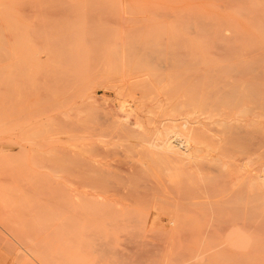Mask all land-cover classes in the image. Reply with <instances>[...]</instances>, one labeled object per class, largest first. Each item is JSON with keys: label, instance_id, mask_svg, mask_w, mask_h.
<instances>
[{"label": "rangeland", "instance_id": "obj_1", "mask_svg": "<svg viewBox=\"0 0 264 264\" xmlns=\"http://www.w3.org/2000/svg\"><path fill=\"white\" fill-rule=\"evenodd\" d=\"M63 1L0 0V264H245L238 259L242 254L245 260L253 256L247 264H264L262 245L240 246L245 238L264 243V213L247 211L264 208V193L247 183L264 161V94L242 89L260 106L261 118L253 107L255 117L248 111L246 118L226 120L239 119V127L257 117L251 123L259 128L247 126L258 137L247 134V122L240 127L244 132L229 124L227 131L235 132L228 136L223 123L220 129L213 122L214 129L209 120L213 132L207 123L192 122L199 127L196 136L188 132L190 123L181 125L195 94L191 77L209 64L208 41L202 42V56L195 46L201 41L187 40H205L214 30L215 11L245 14L248 1L256 6V0H80L87 26L101 21L106 27L83 41L61 36L65 15H73ZM82 3H89L87 9ZM260 6L249 9L261 13ZM238 15L242 24L251 20L250 13ZM175 23L186 40L172 37L168 24ZM136 26L159 36L137 41L107 33ZM225 37L218 41L252 39ZM226 90L217 92L225 95H217L222 102L241 100L242 92L235 95L240 90H228L231 98ZM220 100L212 118L225 121ZM207 110L197 111L203 122ZM183 139L186 146L179 147ZM74 189L81 193L77 198ZM76 202L83 210L80 219L70 211L75 225L69 226L67 209ZM258 256L262 263L254 261Z\"/></svg>", "mask_w": 264, "mask_h": 264}, {"label": "bare ground", "instance_id": "obj_2", "mask_svg": "<svg viewBox=\"0 0 264 264\" xmlns=\"http://www.w3.org/2000/svg\"><path fill=\"white\" fill-rule=\"evenodd\" d=\"M65 1V6H66V8H67V10L70 12V14L72 13L73 15H69V13H68V11L66 12V14L68 13V15L66 16L65 15V17H64V19H63V35H61V36H63L64 38H63V40L64 41H83V39L84 38H86L85 36H93L94 34H96V32H97V34H99L98 33V29H105L106 27L103 25V23L101 22V21H98V22H94V24H91L92 26L90 27V26H87V24H89V23H85V21H84V18H82V17H80V6H82V5H80V3L82 2V1H80V0H64ZM63 1V2H64ZM240 1V0H239ZM246 1V0H245ZM254 1V0H253ZM253 1H252V3H253ZM264 0H261V1H259L258 2V0H256V1H254L255 2V4H256V6H254V5H252L249 1H248V5H249V8L250 7H253V8H258V6L259 7H261L260 6V4L262 5H264V3H262ZM227 1H225V3H226ZM259 3V4H258ZM83 4V3H82ZM231 4V3H230ZM244 4V3H243ZM254 4V3H253ZM83 6H84V8L85 9H87V7L89 6V3H84L83 4ZM216 7H218V6H216ZM224 8H226V6H223ZM231 7H233V6H231ZM230 7V8H231ZM244 7V6H243ZM246 7V6H245ZM65 8V9H66ZM212 8V7H211ZM234 8V7H233ZM238 8V7H237ZM241 8V7H240ZM247 9L246 11H244V13L245 14H243V13H241V12H239V10L237 11V9L235 10V14H230V15H228V14H226L225 12H216L215 11V13H214V18H215V20H214V23L212 22V25H214L213 27H214V30L212 31L211 30V28H213V27H211V25L210 24H208L207 23V26L209 27H211L210 28V30H211V32H208V35L206 36V38H205V40L202 38H197V35L195 36L196 37V39H193V40H187V41H201V42H197L196 43V50H197V55H202V56H204V52H203V49H202V42L203 41H208V44H209V47H208V49H209V51L208 52H205L206 53V55H207V58H208V60H209V64H208V66L207 67H202L200 70H202V71H204L203 73H194L192 76L193 77H191L192 79L194 78V80H193V84L191 85V89L193 90V92L195 93V94H191L192 95V97L190 98L191 100L188 102V103H186V107H188V105H189V107L191 108L190 109V111H189V107H188V111H187V109H186V111H187V113H186V111L184 110L185 108H180L181 110L183 109L185 112H183L182 114H183V116H184V121L182 120V123H181V125H183V126H187V125H189V123H190V125H189V127H191L190 129H189V131L188 132H192V135L194 134L195 136L198 134L195 130L197 129V130H199V127H196V126H194V125H192L191 126V123L193 122V123H198V126H199V123L202 125V123H204L205 125L204 126H207V125H209V127H210V124H214L213 122H215V124H217L218 125V123H221V125H222V123H223V125L224 124H227L228 126L226 127V125H224L225 126V128H226V130H222L224 133L227 131V128L229 127L230 128V125L229 124H231L232 123V125L231 126H235V125H237V123H238V121H239V119L241 120L242 119V117L243 116H245L244 118H246V117H248V115H247V112L249 111H253L254 112V108H256L255 107V104L254 103H252V102H254V101H251V100H253V99H251L250 98V100H249V98H248V96H250L251 97V95H248V96H246V95H244L245 94V92L243 93L242 92V89H244V90H246L247 91V89H257V91L255 90V92H256V95L258 96H263V92L262 91H264V79H262L263 77L262 76H260V75H264V24H263V21H264V9L263 10H261V13H259L260 12V10H253V9ZM262 8V7H261ZM213 10V9H212ZM249 10V11H248ZM234 11V10H233ZM256 11H258V13L256 12ZM252 12H253V14H252ZM248 13H250L251 14V16H249V18L251 19L250 21H251V23H250V21H249V23L248 24H245V22L242 24L241 23V21H240V19L237 17V15L238 14H242L243 16L244 15H246V14H248ZM65 14V13H64ZM83 14V13H82ZM237 14V15H236ZM82 16V15H81ZM178 16V15H177ZM209 16H210V12L209 13H207V22L208 21H210L209 19ZM213 16V15H212ZM239 16V15H238ZM248 17V15L245 17V19ZM179 18V17H178ZM213 17L211 18V19H214ZM244 18V17H243ZM138 19V18H137ZM98 20H100L99 18H98ZM247 20V19H246ZM133 21H135V18H133ZM213 21V20H212ZM253 21V22H252ZM257 21V23H254V22H256ZM259 21V22H258ZM262 23H261V22ZM90 23H93V22H90ZM134 23V22H133ZM209 23H211V21L209 22ZM90 25V24H89ZM169 25V27H171V30L170 31H172L174 34H173V38L175 39V41L176 40H180V41H184V40H186V34L181 30V24H177V23H175V24H168ZM144 27V26H143ZM143 27H142V30L140 29H138V26H136V27H128L127 28V30L125 31V32H123V33H121V32H113V33H110V32H107V33H109V34H112V35H110V36H113V35H117L118 37H122V36H124V35H127V36H129L130 38H132V37H134V38H136L137 39V41H147V39H150V38H153V37H157V36H159L158 34H154V32L152 31V29L150 30V31H152V32H150L149 30L148 31H143L144 29H143ZM163 27V26H162ZM139 28H140V26H139ZM154 29V28H153ZM156 29V28H155ZM154 29V30H155ZM158 29V28H157ZM160 29V28H159ZM162 29V28H161ZM161 29H160V31H161ZM98 30V31H97ZM99 31V32H103V31ZM163 30V29H162ZM132 33H131V32ZM156 31V30H155ZM159 31V30H158ZM50 32V31H49ZM56 32V31H55ZM95 32V33H94ZM105 32V31H104ZM163 32H164V30H163ZM124 33H127V34H124ZM129 33L131 34V35H129ZM157 33V32H156ZM57 35V34H56ZM56 35H54V38H55V36ZM40 36V35H39ZM50 36V35H49ZM52 37H53V34L51 35ZM51 36L49 37V38H51ZM102 36H104V35H102ZM107 36V35H106ZM136 36V37H135ZM222 36L226 39V37L225 36H228V37H235V38H252L251 40H248V41H246V40H240V41H218V38L219 37H221V39H224V38H222ZM41 37V36H40ZM114 37V36H113ZM106 38H109V37H106ZM190 38V37H189ZM117 39V38H116ZM168 39H171V38H169V36H168ZM174 39H172V40H170V41H173ZM192 39V38H191ZM50 40H52V39H50ZM56 40V39H55ZM57 41V40H56ZM105 41V40H104ZM106 41H108V39H106ZM219 49V50H218ZM221 50V51H220ZM219 52V53H218ZM66 53V52H65ZM80 53H78V55H79ZM64 55V54H63ZM73 55V54H72ZM68 56V55H67ZM64 57V56H63ZM70 60V59H69ZM68 67V66H67ZM61 71V70H60ZM254 74H256V76L254 75ZM234 75H239V78H235L234 77ZM257 75H259V77L258 78H260V77H262V78H260L261 80H259L258 78L257 79H255L256 77H257ZM209 76V77H208ZM248 76V77H247ZM181 77V76H180ZM235 79H234V78ZM253 77H255V78H253ZM182 78V77H181ZM253 78V79H252ZM185 79V78H184ZM189 79V78H188ZM255 79V80H254ZM77 80V79H76ZM185 80H187V79H185ZM190 82H192V81H190ZM189 83V82H188ZM97 84V83H96ZM146 84V83H145ZM173 84V83H172ZM183 84H184V82H183ZM141 85V84H140ZM167 85H169V84H167ZM149 86V85H148ZM181 86V85H180ZM146 87V86H145ZM169 87V86H168ZM184 87V86H183ZM183 87H181L182 89H183ZM67 88V87H66ZM132 88V87H131ZM139 88V87H138ZM185 88H187V87H185ZM238 88V89H237ZM69 89V88H68ZM227 89V90H226ZM236 90V91H239V92H235L236 94V96H237V94L239 95L240 94V92H242L241 94H240V98H241V100H239V97H234V98H236L235 100H232V99H229V100H226L227 102H230L229 104H227V102H222V100H220L219 98L222 96V97H225V95H219L222 91L223 92H225V90H226V92L228 91V90H230V92H231V90L233 91V90ZM85 90V89H84ZM189 90V89H188ZM243 90V91H244ZM260 90V92H258ZM129 91V90H128ZM182 91V90H181ZM191 91V90H190ZM218 91H220V93L218 94L217 92ZM82 92V91H81ZM80 92V93H81ZM131 92V91H130ZM183 92V91H182ZM187 92V91H186ZM192 92V93H193ZM229 92V91H228ZM229 92V93H230ZM249 91H247V93H248ZM262 92V93H261ZM65 93V92H64ZM74 93V92H73ZM188 93V92H187ZM215 93H217L216 95H215ZM246 93V94H247ZM249 93H251V92H249ZM257 93H261V94H257ZM134 94V93H133ZM185 94V93H184ZM190 94V93H189ZM228 94V93H227ZM245 96L244 98L246 99V102L244 103V101H245V99L244 98H242V96L243 95ZM126 95V94H125ZM131 95V94H130ZM147 95V94H146ZM148 95H149V93H148ZM183 95V94H182ZM217 95H219V96H217ZM190 96V95H189ZM228 96H229V98H231L232 97V93H230V94H228ZM256 96V97H257ZM64 97H66V95L64 96ZM139 97V96H138ZM152 97V96H151ZM227 97V96H226ZM255 96H252V98H254ZM262 97H260V99H261ZM68 99V98H67ZM136 99V98H135ZM220 100V102H221V104H220V111L222 110V113H223V116L224 117H222V118H225V121H222V120H220L219 119V117H218V120L217 119H213L212 117H214V115L219 111L218 109V106L216 107V102L215 101H219ZM222 99V98H221ZM239 101H238V100ZM255 99V98H254ZM257 99H258V97H257ZM263 99H264V96H263ZM126 100V99H125ZM224 101H225V98L223 99ZM237 100V101H236ZM247 100H248V102L249 101H251L250 102V104L252 105V108L251 109H249V108H246V105H248L249 107H251V105H249V103L247 102ZM256 100V99H255ZM171 101V100H170ZM186 101V100H185ZM232 101H234V103H232ZM237 102V104H238V102H243L244 104H246V105H243V103H240V104H242V106L240 107V105L238 106L237 104L235 105V103ZM259 99H258V105H259ZM142 104H143V102H142ZM219 104H217V105H219ZM264 104L263 103V100H262V102L260 103V106H262V105ZM139 105V104H138ZM141 105V104H140ZM178 105V104H177ZM184 106H185V104H183ZM254 105V106H253ZM184 106H182V107H184ZM247 106V107H248ZM260 106H257V108L255 109V112H256V114H257V117L260 115V111H261V115H262V110H261V108H259ZM181 107V106H180ZM254 107V108H253ZM164 108V107H163ZM201 108H206V109H208L206 112L209 114H207L206 113V115L205 116H207V118L208 119H206V118H204L205 120H207V122H203V117L202 118H200L199 116V113L197 112V111H199ZM259 108V109H258ZM262 108H264L263 106H262ZM77 109V108H76ZM172 109V108H171ZM249 109V110H248ZM258 109V110H257ZM165 110V109H164ZM247 110V111H246ZM257 110V111H256ZM260 110V111H259ZM176 111V110H175ZM202 111V110H201ZM259 111V112H258ZM179 113H180V111H178ZM197 112V114H195ZM204 111H202V113H203ZM248 112V114L249 115H251L252 114V116H256L255 115V112H254V115H253V112H251V114ZM186 113V114H185ZM205 113V112H204ZM245 113V114H244ZM74 114V113H73ZM80 114V113H79ZM182 114H179V115H181L182 116ZM185 114V115H184ZM218 114L219 113H217L215 116H216V118H217V116H218ZM235 114L236 115H241V117H238L237 116V118H239L238 119V121L236 122V124H235V122L233 123V122H226V120L228 121V117H230V118H233V117H235ZM242 114H243V116H242ZM259 114V115H258ZM264 114V113H263ZM193 115V116H192ZM260 115V116H261ZM64 116H66V115H64ZM175 116H176V114H175ZM180 116V117H181ZM192 116V117H191ZM220 116H222V115H220ZM252 116H249V117H252ZM259 116V118H261ZM70 117H71V115H70ZM74 117H75V115H74ZM178 117V116H177ZM180 117H178V118H180ZM191 117V118H190ZM257 117L256 118H253V119H251L252 121L254 120V119H257ZM72 118H73V116H72ZM215 118V117H214ZM221 118V119H222ZM229 118V119H230ZM258 118V119H259ZM264 117H262V119H263ZM71 119V118H70ZM78 119V118H77ZM80 119V118H79ZM248 119V118H247ZM247 119H244L243 120V122L244 123H246L247 122V124L245 125L242 121H240V123L245 127V129H247L248 130V132H247V134H249V132H251L252 134L254 133L255 134V130H254V132H252V131H249L250 130V127H249V129H248V124L250 123V125L249 126H255L254 128H256L257 126L256 125H258L259 123L257 122V123H255V124H253V123H251L252 121L250 120V118L248 119L249 121H247ZM261 119V120H262ZM73 120H75V119H73ZM212 122V123H210V121ZM264 120V119H263ZM77 121V120H76ZM70 122V121H69ZM74 122V121H73ZM72 122V124H74ZM177 122V121H176ZM180 122H181V120H180ZM210 124H209V123ZM249 122V123H248ZM64 123V122H63ZM66 123V122H65ZM71 123V122H70ZM206 123H207V125H206ZM260 123H263V122H260ZM164 124V123H163ZM214 124V125H215ZM233 124H235V125H233ZM213 125V128L215 127ZM216 125V126H217ZM221 125L219 124L218 126H220V129H222L223 127H221ZM242 125H239V127H238V125H237V127H238V129L240 130V127L242 126ZM264 125V124H263ZM56 126V125H55ZM69 126V125H68ZM75 126V125H74ZM179 126V125H178ZM218 126H217V129L215 130V131H219L218 130ZM242 126V127H243ZM260 126V125H259ZM259 126L257 127V128H259ZM70 127H71V125H70ZM188 127V126H187ZM236 127V128H237ZM208 128V127H207ZM224 128V129H225ZM234 128V127H233ZM263 128V127H262ZM54 129V128H53ZM208 129H212V126L210 127V128H208ZM215 129V128H214ZM230 129H232V128H230ZM235 129V128H234ZM244 129V130H245ZM252 129H253V127H252ZM179 130V129H178ZM213 130V129H212ZM244 130H243V128H242V130H240V131H243L244 132ZM247 130H245V131H247ZM257 130V129H256ZM260 130L261 131H263L264 130V128H263V130L260 128ZM70 131V130H69ZM168 131V130H167ZM180 131V130H179ZM187 131V130H186ZM204 131V130H203ZM203 131H201V129H200V132L202 133ZM222 131H220L219 133H221ZM238 131V130H237ZM240 131H238V135H239V132ZM260 131V132H261ZM68 132V131H67ZM182 132H183V130H182ZM213 132H214V130H213ZM216 132V133H217ZM228 132H229V130L227 131V135L225 134V136H228ZM233 132H235V130H233ZM233 132H231V130H230V134H232ZM242 132V133H243ZM257 132H259V130L257 131ZM259 132V133H260ZM264 132V131H263ZM169 133V132H168ZM197 133V134H196ZM215 133V134H216ZM219 133H217V134H219ZM251 133H250V135H251ZM200 134V133H199ZM229 134V135H230ZM243 134H245V133H243ZM243 134H241V136H240V141H241V139H243V138H241L242 137V135ZM76 135H78V133H76ZM255 135H257V133L255 134ZM260 135V134H259ZM66 136V135H65ZM68 136H69V134H68ZM220 137H221V135H219ZM231 137H232V135H230ZM229 136V137H230ZM56 137V136H55ZM71 137V136H70ZM76 137H78V136H76ZM180 137V136H179ZM201 137V136H200ZM213 137V136H212ZM224 137V136H223ZM244 137V136H243ZM251 137V136H250ZM253 137H255V136H253ZM252 137V138H253ZM257 137H258V135H257ZM260 137V136H259ZM228 138V137H227ZM248 138H249V136H248ZM262 138V137H261ZM69 139V138H68ZM73 139V138H72ZM222 139H224V138H222ZM229 139V138H228ZM258 139V138H257ZM56 140V139H55ZM58 140V139H57ZM67 140V139H66ZM76 140V139H75ZM245 140H248L247 138L245 139ZM250 140H251V138H250ZM249 140V141H250ZM255 140V139H254ZM259 140V139H258ZM78 141V140H77ZM262 141H264V139L262 140ZM70 142V141H69ZM76 142V141H75ZM178 142V145H179V147H181V146H183V147H185L186 145V142H185V140L183 139L182 141L181 140H178L177 141ZM242 142V141H241ZM248 142V141H247ZM256 142V141H255ZM260 142V141H259ZM202 143V142H201ZM243 143V142H242ZM246 142H244V144H245ZM249 143V142H248ZM254 143V142H253ZM241 144V143H240ZM262 143H260L259 144V146L260 147H262V145H261ZM78 145V144H77ZM77 145H76V148H77ZM172 144H171V142H170V145H168V147L169 146H171ZM242 146V145H241ZM241 146H240V148H241ZM244 146V145H243ZM251 146H252V144H251ZM255 146H257V145H255ZM255 146H253V147H255ZM263 146H264V144H263ZM245 147H247V146H245ZM252 147V149H254ZM59 148H61V147H58V149ZM190 149H189V151H191V147H189ZM249 148V147H248ZM258 148V147H257ZM256 148V149H257ZM186 149V148H185ZM241 149H243V147L241 148ZM260 149V148H259ZM65 150V149H64ZM246 150V149H245ZM244 150V151H245ZM260 150H264V148L263 149H260ZM58 151V150H57ZM59 151H61V149L59 150ZM183 151H184V148H183ZM186 152V151H185ZM247 152V151H246ZM252 152V151H251ZM256 152H259V151H256ZM261 152V154H262V152L263 151H260ZM259 152V153H260ZM244 153V152H243ZM255 153V152H254ZM252 154H253V152H252ZM251 154V155H252ZM258 154V153H257ZM256 154V155H257ZM260 155V154H259ZM259 155H258V157H259ZM244 156V155H243ZM247 156V155H246ZM254 156V155H253ZM261 156V155H260ZM72 157V156H71ZM257 156H255V158H256ZM73 158V157H72ZM250 158V157H249ZM253 158V157H252ZM251 158V159H252ZM254 158V159H255ZM64 159V158H63ZM243 159H246L245 161H247L248 159H247V157L246 158H243ZM61 160V159H60ZM235 160H236V158H235ZM242 160V159H241ZM250 160V159H249ZM256 160H258V158H256ZM67 161V160H66ZM69 161V160H68ZM73 161V160H72ZM252 161V160H251ZM251 161H249V162H251ZM260 161V160H259ZM77 162H78V160H77ZM248 162V161H247ZM254 162V161H253ZM70 163V162H69ZM73 163H75V162H73ZM256 163H257V161H256ZM260 163L261 164H258L257 163V165H259L260 167H258V166H256V169H257V167H258V169L256 170V172L253 174V176H251V179L249 180V182H247L246 180H244L245 182H247V183H249L250 184V186H254V188L253 187H251V188H249V189H254V191L257 189V188H259L258 190H260V192L262 193H264V173H262V170H264V161L262 162V161H260ZM239 164V163H238ZM64 165V164H63ZM248 165V164H247ZM250 165V164H249ZM251 165H253V164H251ZM67 166V165H66ZM253 167V166H252ZM238 168V167H237ZM72 170V169H71ZM255 170V169H254ZM253 170V171H254ZM240 171V170H239ZM243 171V170H242ZM55 172V171H54ZM70 172V171H69ZM68 172V173H69ZM74 173V172H73ZM79 173V172H78ZM78 173H77V175H76V177L79 179L80 178V175H78ZM243 173H244V171H243ZM80 174V173H79ZM249 174V173H248ZM243 175V174H242ZM72 176H74V175H72ZM245 176H247L246 174H245ZM244 176V177H245ZM249 176V175H248ZM68 177H71V174H68ZM75 177V176H74ZM75 177V178H76ZM239 177H240V173H239ZM238 178V177H237ZM241 178V177H240ZM247 178V177H246ZM245 178V179H246ZM77 179V181H78V183H79V180ZM240 180V179H239ZM57 182V181H56ZM73 183H75V182H73ZM242 183V182H241ZM246 183V184H247ZM78 186V185H77ZM76 186V187H77ZM244 186V185H243ZM246 186V185H245ZM248 186V185H247ZM80 187V186H79ZM79 187H77V188H79ZM257 187V188H256ZM263 190V191H261V189ZM243 189H246V188H243ZM75 190V189H74ZM67 191V190H66ZM65 191V192H66ZM73 191V190H72ZM71 191V192H72ZM247 190H245L244 192H246ZM252 191V190H251ZM257 191V190H256ZM75 192H76V190H75ZM80 192V191H79ZM78 191L76 192V194H74L75 195V197L77 196V194L79 193ZM248 192V191H247ZM258 192V191H257ZM67 193V192H66ZM73 193V192H72ZM254 193V192H253ZM260 193V194H261ZM262 193V194H263ZM68 194H70V192H68ZM68 194H66L68 197L70 196V195H68ZM79 194H81V193H79ZM246 194V193H245ZM259 194V193H258ZM73 195V194H72ZM241 195H242V193H241ZM248 195V194H247ZM246 195V196H247ZM255 195V194H254ZM255 197V196H254ZM258 197V196H257ZM260 197V196H259ZM77 198V197H76ZM80 198V197H79ZM246 199H247V197H246ZM254 200V199H253ZM76 201V200H75ZM78 201H80V200H78ZM249 201V200H248ZM260 201V200H259ZM262 201V203H263V201H264V199L263 200H261ZM245 202V201H244ZM254 202V201H253ZM258 202V201H257ZM242 203H243V201H242ZM248 202L246 201V203L245 204H247ZM259 203V202H258ZM74 204H76V207L74 206V208L73 207H71L70 209H67L68 210V212H69V214H67V216H65V217H67V221H68V223L70 224H68L69 226H71L72 225V223H71V220H72V215L70 214V211L73 213V215L74 214H78V215H76V217L78 218V219H80V211H82V210H80V203H78L77 204V202L76 203H74ZM251 204H252V202H251ZM264 204V203H263ZM250 205V204H249ZM248 205V206H249ZM259 205V204H258ZM247 206V207H248ZM253 206V205H252ZM252 206H249V207H252ZM255 206V205H254ZM69 207V206H68ZM67 207V208H68ZM263 207V206H262ZM77 209V210H76ZM241 210V209H240ZM77 211V212H76ZM85 211H87V210H85ZM247 211H249V214H253V212H257V211H260V214L261 213H264L263 211H264V208H256V206H255V208H253L252 207V209L251 208H249V210H247ZM245 212H246V210H245ZM247 213V216H248V212H246ZM258 213V212H257ZM257 213H256V216H257ZM88 214V213H87ZM255 215V214H254ZM254 215H252V216H254ZM264 215V214H263ZM263 215H261V217L263 216ZM75 216V215H74ZM255 216V217H256ZM82 217H84L83 215H82ZM126 217V216H125ZM245 217H246V215H245ZM249 217V216H248ZM253 218V217H252ZM124 219V218H123ZM249 219V218H248ZM73 220H74V218H73ZM257 220V219H256ZM262 220H263V218H262ZM259 221H260V219H259ZM75 222V221H74ZM73 222V223H74ZM91 223V222H90ZM257 223H258V220H257ZM256 223V224H257ZM254 224V223H253ZM255 224V225H256ZM73 225H75V224H73ZM72 225V226H73ZM88 225V224H87ZM256 226H259V225H256ZM75 227V226H74ZM78 227H79V231H80V224L78 225ZM251 227V226H250ZM67 227H65V229H66ZM84 228H85V226H84ZM91 228V227H90ZM256 229V228H255ZM73 230H75V229H73ZM248 230V229H247ZM260 230V229H259ZM96 231V230H95ZM245 231V230H244ZM248 231H250V230H248ZM247 231V232H248ZM253 231V230H252ZM78 232V231H77ZM90 232V231H89ZM251 232V231H250ZM249 233V232H248ZM260 233V232H259ZM245 235V234H244ZM250 235H252V234H250ZM238 237V236H237ZM263 237H264V235H263ZM263 237H261L262 239H263ZM254 238H256V237H254ZM251 239H253V238H251ZM261 239V240H262ZM259 240V239H258ZM251 242V243H250ZM260 243H261V241H259ZM258 241H257V239L256 240H249V239H244L242 242H241V244H240V246H241V248L242 249H245V248H247L248 246V249L249 248H251L250 247V245L252 244H255L256 246H258V247H256V248H259L261 245L263 246V250H264V243L263 244H260ZM260 245V246H259ZM240 248V249H241ZM68 249H69V247H68ZM81 249V248H80ZM251 250V249H250ZM250 250H248L249 252H250ZM260 250V249H259ZM259 250H256L257 251V253H258V251ZM262 250V249H261ZM240 251V250H239ZM260 252V251H259ZM263 252V251H262ZM261 252V253H262ZM237 254V253H236ZM242 255H244L245 256V254H242ZM242 255H240L241 257H242ZM262 255H264V254H262ZM72 256V255H71ZM237 256V255H236ZM73 257H75V256H73ZM78 257V256H77ZM76 257V259H78L79 260V258H77ZM239 256H237V258H238ZM238 258V259H240V261L242 262H244L245 264H247V262L248 261H250V259L253 257H251V258H249L250 257V255H249V257L248 258H246V259H248V260H245V257H244V259H243V257L242 258ZM256 257V256H255ZM260 257H261V255H260ZM262 259H263V257H261ZM256 259L257 260H259L258 262H260L261 260H260V258H259V256H258V258H255V260L254 261H256ZM77 260V261H78ZM81 260V259H80ZM264 260V259H263ZM262 260V261H263ZM70 261V263H71V260H69ZM246 261V262H245ZM82 262V261H81ZM79 263V262H78ZM260 263H262V262H260ZM81 264V263H80ZM249 264V263H248Z\"/></svg>", "mask_w": 264, "mask_h": 264}]
</instances>
